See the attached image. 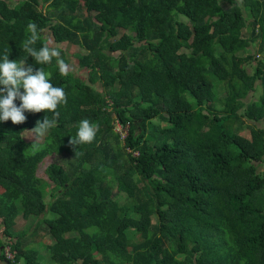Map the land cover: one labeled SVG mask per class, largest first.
Returning a JSON list of instances; mask_svg holds the SVG:
<instances>
[{
	"label": "trees",
	"instance_id": "16d2710c",
	"mask_svg": "<svg viewBox=\"0 0 264 264\" xmlns=\"http://www.w3.org/2000/svg\"><path fill=\"white\" fill-rule=\"evenodd\" d=\"M31 22L34 48L51 47L48 29L83 50L85 80L27 56ZM6 52L67 103L40 141L23 133L52 112L0 121L1 264H38L35 242L56 264H264V0H0ZM85 118L99 130L75 152ZM52 154L70 159L46 166L48 182L36 170Z\"/></svg>",
	"mask_w": 264,
	"mask_h": 264
},
{
	"label": "clouds",
	"instance_id": "9594fccd",
	"mask_svg": "<svg viewBox=\"0 0 264 264\" xmlns=\"http://www.w3.org/2000/svg\"><path fill=\"white\" fill-rule=\"evenodd\" d=\"M30 36L23 41L22 50L32 57L37 64H51L55 58L56 65L62 75H67L69 66L61 58L60 51L48 44L36 49L33 45L41 39V33L35 22L27 25ZM9 53L0 58V121L10 120L13 124H21L26 121L25 112L38 113L49 111L53 113V119L46 115L42 122L36 121L31 132L35 139L44 137L48 130L56 125L58 106L67 103L66 93L63 88L53 86L50 74L43 69L33 70L32 65L25 67V59L9 60ZM21 89L23 90L21 92ZM19 100L17 106L14 101ZM98 124H93L89 119H82L78 123L75 136H70L68 144L76 152V146L91 143L97 131Z\"/></svg>",
	"mask_w": 264,
	"mask_h": 264
},
{
	"label": "rangeland",
	"instance_id": "374dc122",
	"mask_svg": "<svg viewBox=\"0 0 264 264\" xmlns=\"http://www.w3.org/2000/svg\"><path fill=\"white\" fill-rule=\"evenodd\" d=\"M16 1V0H13ZM30 3H36V0H27ZM46 5V4H45ZM45 5L41 6V10L43 12H45ZM84 8V6H82ZM182 19V18H181ZM183 21L179 22L180 25V29L185 28V21L184 20H180ZM44 36H46L48 38V41L50 42L51 47H59L61 48L60 54L65 56L67 59V65L69 66V71H71L74 75L79 76L81 79L85 80L87 78V69L86 68H82L79 66L78 64V60L76 59V57L74 56L76 52L81 53L83 52V50L74 44L68 43V42H63V43H57L53 40V37L51 35V33H49V30L46 29L44 30ZM254 51V49H251V53ZM184 54V53H183ZM255 64V61H250L247 65H246V71L247 73L251 74L253 72V66ZM94 86L96 87V84H94ZM223 90V85L217 84L215 85V91L217 94H219L221 91ZM262 88L260 86L259 81H257L256 84V88L254 92H251L249 96L246 97V101H251V100H256L259 98L260 94H261ZM115 130L118 132H121L123 135L126 132V128H121L118 124H115ZM247 130H243V134H247ZM23 138L26 141H40L41 139L37 140L34 138L33 134L29 131H25L23 133ZM69 160L70 157H68V155H57V154H52L47 156L46 158H44V160L38 165V168L36 170V174L39 177H42L43 179L47 180L48 182H50L48 180V178L46 177L44 170L46 168V166L50 163H58L61 164L63 166L66 165V160ZM264 166L262 165L260 168L262 169ZM114 191H116V188H114ZM48 197H46L47 199ZM49 216H53L51 213L49 214ZM34 220L32 218H28V219H24L22 218L20 215L16 218V222H15V229L17 231L19 230H24V231H28L30 230L32 224ZM38 233L42 236V244L43 243H50L49 237L46 235L44 230H38ZM33 248L38 249V264H56L51 258H50V253L47 250V248L40 246V242H35L33 243ZM40 246V247H39ZM8 256H11V254H8ZM3 263L2 261H0V264Z\"/></svg>",
	"mask_w": 264,
	"mask_h": 264
},
{
	"label": "built area",
	"instance_id": "2783aa9c",
	"mask_svg": "<svg viewBox=\"0 0 264 264\" xmlns=\"http://www.w3.org/2000/svg\"><path fill=\"white\" fill-rule=\"evenodd\" d=\"M120 134H121V137H124L125 136V133H124V135L120 132ZM4 254H5V256L7 257V258H12L13 257V254L11 253V251L9 250V248L8 247H5V249H4ZM8 254H11V256H8Z\"/></svg>",
	"mask_w": 264,
	"mask_h": 264
}]
</instances>
